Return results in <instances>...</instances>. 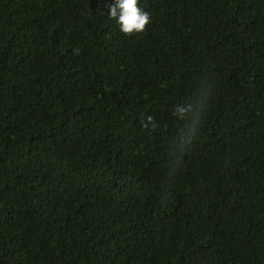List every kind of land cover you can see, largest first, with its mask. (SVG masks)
<instances>
[{"label":"trees","instance_id":"trees-1","mask_svg":"<svg viewBox=\"0 0 264 264\" xmlns=\"http://www.w3.org/2000/svg\"><path fill=\"white\" fill-rule=\"evenodd\" d=\"M109 3L0 0V264H264V0Z\"/></svg>","mask_w":264,"mask_h":264},{"label":"clouds","instance_id":"clouds-1","mask_svg":"<svg viewBox=\"0 0 264 264\" xmlns=\"http://www.w3.org/2000/svg\"><path fill=\"white\" fill-rule=\"evenodd\" d=\"M107 13L115 20L119 31L124 34L139 33L150 23V14L138 7L137 0H111ZM185 111L184 107L178 108L181 114Z\"/></svg>","mask_w":264,"mask_h":264}]
</instances>
